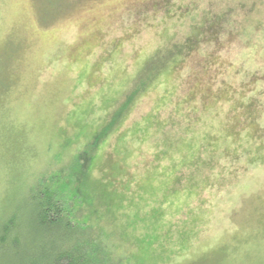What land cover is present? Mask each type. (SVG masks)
Instances as JSON below:
<instances>
[{"label":"rangeland","instance_id":"1","mask_svg":"<svg viewBox=\"0 0 264 264\" xmlns=\"http://www.w3.org/2000/svg\"><path fill=\"white\" fill-rule=\"evenodd\" d=\"M44 189L74 237L30 232ZM9 221L35 260L91 234L102 264H264V0H0Z\"/></svg>","mask_w":264,"mask_h":264},{"label":"trees","instance_id":"2","mask_svg":"<svg viewBox=\"0 0 264 264\" xmlns=\"http://www.w3.org/2000/svg\"><path fill=\"white\" fill-rule=\"evenodd\" d=\"M86 160L90 162L92 157L88 158L87 155L79 157L78 163L73 166L76 168L75 170H77L76 173L81 171V169L84 170V167L86 166ZM78 181V191H75L74 195L72 196V199L76 200H78L79 186L80 184H84L83 179H78ZM34 199V208L29 218L31 233H33L35 236H40L44 233H51L54 237L56 235L53 234L58 230H61L62 225H65L64 228L68 229L69 232L72 231L73 224L71 219L74 214L71 210V204H69L68 207L66 200L60 204V202L57 201V198L51 195L50 189L38 191ZM14 233L15 231L12 229L11 221L5 223L3 227H0V257H2L3 260H6L7 264H90L91 255L89 253H92L93 248L95 251L94 254H97L100 264L107 260V250H105V244L99 238V236L95 239V237H92L91 234H89L83 236V238H77L76 240L79 245L78 248L81 247L80 252L75 250L76 247H74V250H68L66 246L58 248L55 245V248L57 247V249L52 248L50 251L47 248H44L45 250L41 251V258L39 260H35L34 255L30 254V251H28L27 247L25 245H21V243L18 248L14 246V249H19L21 253L10 249L12 242L10 239L7 241V238L10 236L12 237ZM72 233L70 232L71 236L74 237L75 234ZM15 236L18 237L20 235L15 234ZM64 241H67L68 243L70 242L68 239ZM16 243L17 242L14 241L13 244L15 245ZM44 256H47V258L46 261L43 262Z\"/></svg>","mask_w":264,"mask_h":264}]
</instances>
